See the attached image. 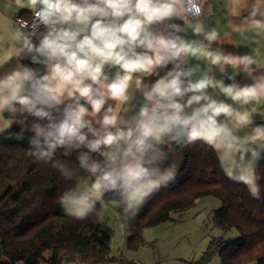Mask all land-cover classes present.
Listing matches in <instances>:
<instances>
[{"label": "clouds", "instance_id": "9594fccd", "mask_svg": "<svg viewBox=\"0 0 264 264\" xmlns=\"http://www.w3.org/2000/svg\"><path fill=\"white\" fill-rule=\"evenodd\" d=\"M26 6L31 18L9 21L11 41L0 39V52L15 48L0 64V119L32 118L30 154L73 181L60 197L67 215L85 219L112 193L121 219H135L145 199L174 178L165 146L196 140L217 152L229 179L261 198L255 165L264 154V124L240 133L250 124L247 106L264 101V60L259 48L244 55L213 48L220 33L205 29L202 0H27ZM232 15L240 16L235 30L242 36L253 42L264 36V0H244L242 13ZM175 19L183 24L170 23ZM188 27L201 39L181 35ZM237 73L252 83H239ZM58 150L64 157L76 152L86 176L53 162ZM225 157L236 163L225 167Z\"/></svg>", "mask_w": 264, "mask_h": 264}, {"label": "trees", "instance_id": "16d2710c", "mask_svg": "<svg viewBox=\"0 0 264 264\" xmlns=\"http://www.w3.org/2000/svg\"><path fill=\"white\" fill-rule=\"evenodd\" d=\"M171 23L183 24L179 19ZM22 63L44 71L43 65H33L28 58ZM5 115L13 123L0 131V264H61L69 259L82 264L107 263L112 259V230L100 217L99 202L85 219L67 215L60 197L73 181L53 168L52 162L37 161L30 154L32 133L26 129L31 117ZM165 150V166L174 168V178L145 199L135 219H121L114 194L102 198L116 202L118 217L127 225L126 246L137 249L145 243L144 228L177 221L198 198L214 196L220 200L211 211L214 225L222 231L234 230L236 236L212 237L188 264H212L214 256L218 260L213 264H264V154L255 165L261 196L255 199L244 183L229 179L215 150L203 141L186 147L169 143ZM61 152L57 151L53 162L66 163L85 177L77 167L76 152L68 157Z\"/></svg>", "mask_w": 264, "mask_h": 264}, {"label": "crops", "instance_id": "0c3cea01", "mask_svg": "<svg viewBox=\"0 0 264 264\" xmlns=\"http://www.w3.org/2000/svg\"><path fill=\"white\" fill-rule=\"evenodd\" d=\"M27 0H0V39H2L3 44L7 45L11 41V33L9 32V21L16 20L17 18L30 19L31 10L26 6ZM205 9L204 15V27L205 29L210 30L212 27H215L219 33V42H216L212 45L213 48L220 47L226 53H234L239 55H244L250 53L252 48H259L260 51L257 54L258 58L264 60V36L256 39L253 42L251 35L242 36L239 31L235 30L236 24L240 22V16H233L232 12L237 10L242 13L244 0H237L234 7L233 0H202ZM243 15H247V12H244ZM172 21H170L171 23ZM183 22V21H182ZM158 28H163V26H157ZM41 32L45 31L43 27L40 29ZM186 39L188 40H199L201 37L195 36L191 27L186 28V33H183ZM15 52L14 47H9L6 52H0V64L4 62ZM196 60H190L189 66L196 64ZM203 64V61H199ZM15 64V59L5 65V69L11 67ZM172 67L168 66L170 69ZM3 69H0L2 71ZM106 71L110 76L114 75L116 69L111 68ZM165 70L160 71V75L164 74ZM232 69L229 67L228 72L231 74ZM264 71V69L260 70ZM214 75L217 79H224V82L231 83L226 77H223L219 70H214ZM236 80L241 83H252V79L245 76L243 73L236 74ZM145 82H154L157 77H145ZM130 91H135V81H133L132 88ZM137 100L139 99V93H136ZM223 99V97H221ZM228 103L232 101L228 100ZM115 103V102H112ZM247 110L250 114V124L247 128L241 131V135H246L251 131L255 125L264 124V101H261L259 104H250L247 106ZM11 123L12 119L8 118L4 114V118L0 119V131L7 128ZM216 152V151H215ZM217 153V152H216ZM225 157L224 164L225 167L234 165L236 162L234 160L228 159ZM153 241H146L139 247H143L141 251H138V248L133 250L126 246V248L121 249V251H116L111 247L110 256L112 259L107 263H91V264H188L189 259H196L195 257H185L179 255H173L169 250L162 251L157 249ZM126 244V243H125ZM61 264H82L76 259H69L63 261Z\"/></svg>", "mask_w": 264, "mask_h": 264}, {"label": "rangeland", "instance_id": "374dc122", "mask_svg": "<svg viewBox=\"0 0 264 264\" xmlns=\"http://www.w3.org/2000/svg\"><path fill=\"white\" fill-rule=\"evenodd\" d=\"M228 159L232 160L231 157ZM99 202V214L112 230L111 247L116 251L126 248L125 237L127 225L122 222L117 214L116 202ZM96 202V203H97ZM220 205V200L214 196L198 198L177 221H165L146 227L142 230V237L146 241H153L157 249L167 251L170 249L173 255L198 258L206 248L212 237L223 235L225 237L236 236L234 230L222 231L214 225L212 209ZM143 247H139L141 251ZM218 258L213 257L211 263H217Z\"/></svg>", "mask_w": 264, "mask_h": 264}, {"label": "built area", "instance_id": "2783aa9c", "mask_svg": "<svg viewBox=\"0 0 264 264\" xmlns=\"http://www.w3.org/2000/svg\"><path fill=\"white\" fill-rule=\"evenodd\" d=\"M31 16H32V14H31ZM31 18V17H30ZM41 27H43V26H41ZM137 107H138V105H137Z\"/></svg>", "mask_w": 264, "mask_h": 264}]
</instances>
